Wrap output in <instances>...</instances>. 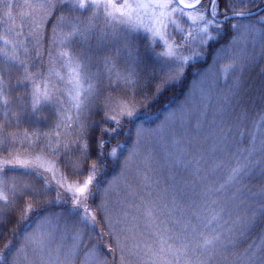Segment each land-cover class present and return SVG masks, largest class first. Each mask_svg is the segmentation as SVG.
<instances>
[{
  "label": "snow or ice",
  "instance_id": "1",
  "mask_svg": "<svg viewBox=\"0 0 264 264\" xmlns=\"http://www.w3.org/2000/svg\"><path fill=\"white\" fill-rule=\"evenodd\" d=\"M0 264H264V0H0Z\"/></svg>",
  "mask_w": 264,
  "mask_h": 264
},
{
  "label": "trees",
  "instance_id": "2",
  "mask_svg": "<svg viewBox=\"0 0 264 264\" xmlns=\"http://www.w3.org/2000/svg\"><path fill=\"white\" fill-rule=\"evenodd\" d=\"M50 27V26H49ZM171 101V103H169ZM180 103V99L174 98L173 93H166L151 109L142 112L136 123H144L145 125H155L157 117L163 118L164 112L167 108L174 107ZM111 255V254H109ZM118 259V258H117Z\"/></svg>",
  "mask_w": 264,
  "mask_h": 264
},
{
  "label": "rangeland",
  "instance_id": "3",
  "mask_svg": "<svg viewBox=\"0 0 264 264\" xmlns=\"http://www.w3.org/2000/svg\"><path fill=\"white\" fill-rule=\"evenodd\" d=\"M153 126V125H152ZM33 227H35V225H33ZM118 258V257H117Z\"/></svg>",
  "mask_w": 264,
  "mask_h": 264
}]
</instances>
